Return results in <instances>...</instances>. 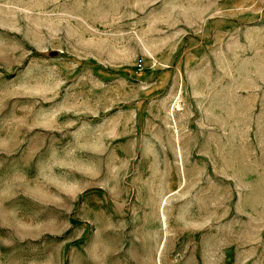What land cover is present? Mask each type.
Segmentation results:
<instances>
[{"label":"rangeland","instance_id":"1","mask_svg":"<svg viewBox=\"0 0 264 264\" xmlns=\"http://www.w3.org/2000/svg\"><path fill=\"white\" fill-rule=\"evenodd\" d=\"M0 264H264V0H0Z\"/></svg>","mask_w":264,"mask_h":264}]
</instances>
